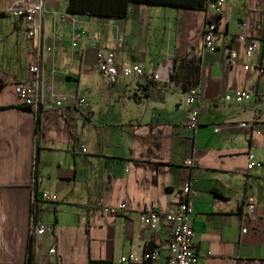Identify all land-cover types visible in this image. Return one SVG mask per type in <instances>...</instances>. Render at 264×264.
Masks as SVG:
<instances>
[{
	"label": "crops",
	"instance_id": "1",
	"mask_svg": "<svg viewBox=\"0 0 264 264\" xmlns=\"http://www.w3.org/2000/svg\"><path fill=\"white\" fill-rule=\"evenodd\" d=\"M38 1V115L14 92L15 82L33 77L25 22L0 16V264H27L30 247L32 264H141L119 260L145 250L159 252L146 264H165L170 227L161 221L152 231L140 216L151 204L161 214L175 212L185 184L198 264H264V0H224L219 14L209 15L237 51L232 66L222 46L200 52L205 4L215 0H173L202 2L193 8L130 3L125 19L70 13L68 0H0V7ZM250 39L258 49L247 58ZM99 48L115 50L118 66L170 76L192 55L200 61L197 101L184 103V89L171 77L167 84L146 81L141 97L128 93L135 76L106 84L96 66ZM235 89L251 97L226 100ZM51 93H74L87 104L70 98L57 107ZM249 153L262 165L248 169ZM34 188L57 200L32 205ZM247 194L255 199L252 213L243 206ZM119 204L120 211H104ZM32 209L45 231L30 245Z\"/></svg>",
	"mask_w": 264,
	"mask_h": 264
},
{
	"label": "built area",
	"instance_id": "2",
	"mask_svg": "<svg viewBox=\"0 0 264 264\" xmlns=\"http://www.w3.org/2000/svg\"><path fill=\"white\" fill-rule=\"evenodd\" d=\"M224 0L208 1L205 4L206 21L203 27L202 39L200 44V52L208 51L213 52L220 46L225 48V53L230 66L237 62V51L229 46L228 42H223L221 34L217 30L216 22L210 20L209 15L219 14ZM43 3L41 1L35 2L34 4H28L20 7L7 6L0 7V16L3 14H9L16 20L23 19L26 25L27 42L30 44V49L33 53L32 61L29 65V72L33 75L32 79L27 82L17 81L14 83V92L19 97L23 106L30 107L35 114H38L40 106L43 102L44 85L41 75L40 59L43 46L41 44V38L39 31L41 30L42 15H43ZM239 40H244L243 35H237ZM60 40V36L57 38ZM224 43V44H223ZM76 45V43H72ZM122 36H118L116 40V46L121 47ZM46 49H50L47 47ZM258 49V43L254 39H250L244 49V54L249 58ZM189 55L188 58H191ZM115 50L113 49H97L95 52L96 66L101 74L103 81L108 84H114L119 77L128 79L132 76L136 77L134 85L129 89L128 93L130 96L141 97L145 93V86L148 81H157L160 84H167L171 82L170 74H161L160 69L155 71L144 72L142 67L138 64L133 65H116L115 61ZM244 69H248L249 65L244 64ZM263 66H259V71H263ZM147 81V82H146ZM199 94V85L190 86L188 89L183 90V101L186 104H193L197 101ZM251 97V93L244 89H235L231 94H226L225 99H233L237 103H242ZM70 98L76 99L80 104H87L86 99L83 97H77L74 93L68 94H50V99L57 107L63 106ZM198 124V111L194 110L190 117L188 127L193 129ZM242 127H250L249 123H241ZM218 131L219 128L214 129ZM35 164V158H34ZM184 164L187 166H194L195 163L192 159H186ZM262 165V161H259L251 153L248 154L247 168L252 169ZM188 184L178 192V206L177 210L173 213L161 214L155 210V205L151 204L148 210L140 216L141 222L149 227L152 231L164 221L170 227L169 240L167 244V257L165 264H198L199 254L196 252L193 243V214L194 206L189 200ZM38 199L54 202L57 200L55 194L43 191L40 194L37 193L36 188L32 190L31 203L35 205ZM246 212L252 213L255 210V199L251 194H247L244 204ZM124 208L123 204H119L114 209L104 208L105 212H117ZM45 231V226L40 224L35 216V210L32 209L30 217V245L33 238L42 234ZM243 231H245L243 229ZM54 249H50L49 252L53 253ZM159 252L156 250L147 251L145 250L142 254L135 252L128 253L120 257V263H143L146 261L153 262Z\"/></svg>",
	"mask_w": 264,
	"mask_h": 264
},
{
	"label": "trees",
	"instance_id": "3",
	"mask_svg": "<svg viewBox=\"0 0 264 264\" xmlns=\"http://www.w3.org/2000/svg\"><path fill=\"white\" fill-rule=\"evenodd\" d=\"M130 3H143L151 5L174 6L183 8L202 7V2H178L173 0H68L67 11L86 16L125 19ZM200 76V61L197 58H181L176 71L171 74V79L176 81L185 90L197 85ZM28 109L30 107L24 106ZM38 115V114H37ZM36 212V210H35ZM31 247L27 257V264H32ZM141 264H146L143 262Z\"/></svg>",
	"mask_w": 264,
	"mask_h": 264
},
{
	"label": "rangeland",
	"instance_id": "4",
	"mask_svg": "<svg viewBox=\"0 0 264 264\" xmlns=\"http://www.w3.org/2000/svg\"><path fill=\"white\" fill-rule=\"evenodd\" d=\"M129 17H130V15H129Z\"/></svg>",
	"mask_w": 264,
	"mask_h": 264
}]
</instances>
